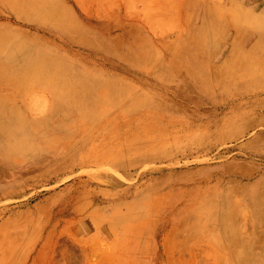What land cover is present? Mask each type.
<instances>
[{
	"label": "rangeland",
	"instance_id": "374dc122",
	"mask_svg": "<svg viewBox=\"0 0 264 264\" xmlns=\"http://www.w3.org/2000/svg\"><path fill=\"white\" fill-rule=\"evenodd\" d=\"M262 26L264 0H0V264H264V70L228 59ZM145 110L167 138L113 140Z\"/></svg>",
	"mask_w": 264,
	"mask_h": 264
},
{
	"label": "bare ground",
	"instance_id": "6f19581e",
	"mask_svg": "<svg viewBox=\"0 0 264 264\" xmlns=\"http://www.w3.org/2000/svg\"><path fill=\"white\" fill-rule=\"evenodd\" d=\"M227 13H228L227 10H225L224 14L226 15ZM234 17H235V33H236L235 37L236 38L242 39L246 34L252 33V31L249 30L247 26H243L239 24L240 20L238 19L239 17L238 15L235 14ZM244 21L249 23V20L247 19H245ZM257 29L260 30L259 34L261 35H259V37L261 39H259V41L253 47L252 53H254L255 56L247 57L248 55H244V51L242 47L236 44L238 48L237 55H235V53L232 51L233 54H231L228 58L232 62L233 66L236 65L235 71H238L239 77L241 78L250 77V80H253V81L258 80L261 77L259 74V69L262 68L264 70V53H263L264 51L262 52V49H264V26L257 28ZM260 51L263 53V56L258 57V54L261 53ZM18 52L21 53V56H20L21 59L23 61H26L22 69L30 68V71H33L40 67L39 63L32 57V52H27L24 50H20V51L18 50ZM227 67H229V64H227ZM263 77H264V74H263ZM19 82H22V80H19ZM93 85L94 84H91V81H90L87 84L83 83L81 85V83H79L75 87L66 89V97L70 98V100H68L67 103L70 104L71 109L75 108V106L78 103L83 101V107H80V111L83 113V120L86 118H90L93 115L92 113L88 112L89 107L84 103L86 98L89 99L88 91H89V88L92 87ZM17 86L19 87V89L21 88L23 89L25 87L23 83H18ZM255 93L257 92L252 91V94H255ZM255 97H257V94H255ZM255 99H258V98H255ZM260 100L261 102H263L264 98H261ZM107 109L108 108H106V110ZM2 110L3 109L0 107V112ZM152 114L154 113L151 110H145L144 113L140 114L138 118L134 119V121H138L137 125H139V128L135 129L134 132H131V130H125L124 132L120 133L121 130H111L114 133L113 135L115 136L113 140H118L119 137L125 138L124 141L128 143L125 149H127L130 144L134 145L136 143H141L143 145L138 146L136 148V151H140L143 148L144 150L147 149L146 147H148V145L152 142H160L164 140L165 138H167V136L165 135L159 136L154 132V129L162 130V126H161V121H158L153 117H150ZM130 122H133L132 118L126 119L124 115L119 120L120 125H125ZM130 128L132 129V127ZM0 135H3V134L0 133ZM101 151L102 152L98 153L101 155H99L98 157L94 159V162L96 165L98 166L107 165L110 167V169H114L115 167L119 165V160L116 156L119 155L123 151L122 149L119 148L115 150L116 156L110 154L112 153V151L107 152L106 149H103ZM155 158H156V155L148 156V157L143 158L141 162L146 163ZM203 212L205 213V211ZM233 235H234L233 233L229 232L225 234V237L227 236L232 239ZM225 239H228V238H225Z\"/></svg>",
	"mask_w": 264,
	"mask_h": 264
}]
</instances>
